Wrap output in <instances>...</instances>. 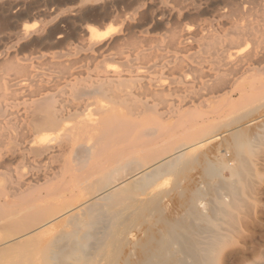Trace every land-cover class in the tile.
<instances>
[{
	"label": "bare ground",
	"instance_id": "bare-ground-1",
	"mask_svg": "<svg viewBox=\"0 0 264 264\" xmlns=\"http://www.w3.org/2000/svg\"><path fill=\"white\" fill-rule=\"evenodd\" d=\"M92 4L97 23L120 22L86 25L92 51L104 45L121 56L125 35L138 37L122 69L100 61L107 68L70 70L76 60L65 61L68 91L19 61L25 39L48 43L57 31L62 43L64 24L86 20ZM204 13L212 17L181 22ZM257 14L264 20V0H0V264H219L228 232L220 222L238 196L237 180L219 167L246 177L244 152L264 137V94L251 83L264 78V37L249 41ZM245 15L253 21L234 23L236 37L223 43L218 26ZM39 17L49 21L21 25ZM168 24L166 44L149 46L152 30ZM198 37L207 39L210 69L177 56ZM142 138L151 139L132 144ZM67 151L72 160L52 166Z\"/></svg>",
	"mask_w": 264,
	"mask_h": 264
},
{
	"label": "rangeland",
	"instance_id": "rangeland-1",
	"mask_svg": "<svg viewBox=\"0 0 264 264\" xmlns=\"http://www.w3.org/2000/svg\"><path fill=\"white\" fill-rule=\"evenodd\" d=\"M70 5L71 4H69V6ZM89 6H88V8H90V11L88 9L89 12L86 11L84 14L85 16L87 15L86 20H85L86 17L83 18V16H79V17L75 16V18L74 17L70 18L68 23L67 22L65 24L63 23L64 25H66L65 26L66 29L64 28L65 31H67L65 33V35L67 34L68 37L66 36L67 38H65L62 43L55 42V39H56L55 37L58 35V34L57 35L54 34V33H58L56 31V29H53V32L54 31H56V32L53 33V35H55V36L53 37L54 41H52V42L43 43V41L34 42L32 40L25 39L23 44H21V51H19L18 56H17L19 61L20 62H27V63L31 64L32 68H34L38 72L41 71L40 72L41 73L40 78H43L46 80H52L53 82H57L58 87L60 89L64 88V89H67L68 91H71V88L69 86L64 87V83H65L66 79L62 78L65 75V73L63 74V71L65 70L63 68L67 67L66 64L64 65V63H66V62L70 63V62H73L74 60H76V64H75V62H73V66H71L72 65L71 63H70L71 65L69 64L70 70H72V69L75 70V69L80 68V67H82L84 69L93 70V69H97V67L103 66L104 63L109 66L108 69H110L111 67L112 68L123 67L122 63L124 62V60H126L127 57H129L131 59L134 58L133 54L130 53V50H131L132 45H134L132 43H134V41L138 40L137 39L138 37L137 36L133 37V36H131V34H128V33L125 35V40L122 41L121 48H123L127 52L123 53L121 56H120V54H117V52H116L117 49H115V48L114 49H112V48L107 49V47H105L104 45L103 46L100 45L97 47V49L92 51L88 46L90 36H89V33L87 34V30L85 28H87V26H90V24H92L93 27L103 30V29L107 28L109 25L112 27H120V22L116 21V20H108V21L107 20L106 21L100 20L99 23H97L98 21H96L95 19L96 18L98 20L100 19V17H98V14H97L98 11L96 12L95 10H92V9H96L97 7L99 8V5L98 4H92ZM120 8L126 9V4H120L119 9ZM248 9H249V7H248ZM248 9H246V10L248 11ZM92 11H93V14H91ZM246 16L247 15H245L242 18L237 17L238 19H235V20L230 19V20H228L227 23H226V21H224L225 23L223 25L218 26V34L221 36L223 43L229 44L231 37H236L234 35V29H233L234 23L240 22L242 20L244 23H246V25H248V22L253 21V20L256 21L254 23V25H258V23L260 24L259 25L260 30L259 31L257 30L255 32L253 31L252 35L249 38V41L251 43H253L257 40L259 42L261 40L260 38L264 37V20H262L260 15L257 14L255 16H253V18H252L253 20L249 19V21L246 19L247 18ZM211 17L212 16L210 14L204 13L202 16H200V20L196 19V21H194L195 18H191L189 16V17H184L185 19L183 18L181 20V22L183 24H186V23L193 24L195 22H198V21L201 22V21L208 19V18H211ZM76 18L81 19V21L80 20L78 21ZM250 18H251V16H250ZM27 20H25V18H23V21H25V22L23 23L21 20V25L22 26L26 25V26H31V27L32 26H43L46 24L47 20L49 21V18H46V20H45V18L39 17L37 19H27ZM115 21L117 22V24ZM101 22H102V25H101ZM110 22H112V24H114V25H119V26H113L110 24ZM243 22H241L242 25L244 24ZM78 24H80L79 26H81V27H77ZM83 24H84V26H83ZM67 25L70 28H68ZM82 27H84V28H82ZM171 27H172V24H168L165 26V28H164V26H162L163 29L160 27V28H157L155 30H152L153 34L151 36H153V37L151 40L148 41V45L154 46L158 43L157 41H164V43L166 44V42L168 41V35L170 34L169 29ZM78 28H80V29H78ZM229 28L232 29L231 30L232 32L230 31ZM261 28H263V29H261ZM160 29H162V31ZM75 33L77 35H75ZM128 35H130V36L128 37ZM137 35H140V34L138 33ZM128 38H130V40ZM110 41H111L110 37H108L106 40L103 41V43H109ZM28 42H30V43H28ZM41 42H42V44H41ZM205 42L207 43V39L201 40V38L198 37L196 41L192 42V47L190 48L189 51L178 52L177 56L184 58V60L186 59L185 60L186 63H191V64L195 65L196 67L201 66V64L203 63L202 65L206 69H210V67L212 66V64L210 62L211 56L209 55L208 52H205V47H204L206 45V44H204ZM37 43H39V44H37ZM64 44H65V46H64ZM45 45H46V47H45ZM47 45L50 46L49 48H51L52 45L53 46L51 49H48ZM61 45H63V46H61ZM34 46L37 47V49H34L35 48ZM26 47H28V50L26 49ZM23 48L25 50H23V52H22ZM44 48H46L48 50H46ZM80 48H82V49H80ZM29 50H30V52H29ZM58 52L63 54V56L62 57L56 56V55H58ZM42 54L43 55L45 54L47 56L44 58L37 57V56H41ZM93 55H94V57H93ZM196 55H198V57ZM191 57H193L194 59H192ZM27 58L28 59L30 58L31 60H28ZM32 58H34V59H32ZM48 58H50V59H48ZM23 59H25V60L23 61ZM77 59H78V61H77ZM105 59H107L109 62L105 61ZM46 61H47V63H46ZM100 61L101 62L104 61V62H102L103 63L102 65L100 64L101 63ZM112 61H116V62L111 63ZM198 61H201V63H199ZM49 62H50V64H49ZM58 62H59V64H63V65L58 66ZM131 62L132 61H130V63ZM135 62H136V60H134L132 63H135ZM120 63H121V65H120ZM37 65H38V67H37ZM50 65H51V67H50ZM84 65H85V67H84ZM98 65H100V66H98ZM34 66H36V67H34ZM105 66H103V67H105ZM261 66H264V60L261 64ZM59 67H61V68H59ZM55 68H57V69H55ZM106 68H107V66H106ZM116 68L111 69V70H116ZM119 68H118V70H119ZM189 73L190 74L192 73L191 75L193 76L192 77L190 75L189 79H193L197 74L196 71L192 68H191ZM54 76H55V79H54ZM167 76L172 77V75H170V74H167ZM257 76L259 79L254 78L253 82H251V83H255L254 85L257 86L256 90H255L256 92L250 91L249 92L250 95L252 92H255L257 94V93H259V91L264 94V91H262V90H264V88H263L264 84H262V83H264V78H260L259 75H257ZM58 81H60V82H58ZM257 88H259V89H257ZM182 89L184 90L185 88H182ZM183 93L184 92H180L179 94H183ZM255 93H254V95H256ZM258 95L262 96L261 93ZM66 96H69V94H67ZM237 96L238 95L235 96V99L238 103L241 104V100L238 101ZM263 100H260V101H263ZM260 101L256 105L264 104V101L261 102L262 104H260ZM243 102H244V100H243ZM240 104H238L239 107H241L242 105L245 106L244 103L242 105H240ZM249 104L252 105V102L251 103L249 102ZM249 104L246 103V106L247 105L250 106ZM213 106H215V107L219 106L220 107L221 105L218 103H215V104H213ZM263 106L264 105H262V107ZM262 107H261L262 110H260L261 112L264 109V107L263 108ZM262 120H263V122H262ZM260 122H262V123H260ZM260 122L258 121L255 124V126L258 125V123H260V126H261V124L263 126L264 116H263V119H262V117L260 118ZM181 123H183V121H181ZM255 126L252 125V127H254L253 131L255 130ZM172 134L173 133H170V135H168V137H166V138L171 139L172 137H174ZM147 139H151V138H142V140H140L138 142L134 141L132 144H135V146H136V144H140V143L142 144L143 141L145 142V140H147ZM168 139H165V140H168ZM172 140H173V138H172ZM259 144H260V146H259ZM259 144L255 143L253 146L250 147L249 150L244 152L245 155L248 154V156L247 157L244 156V158L246 161L249 162V164L245 163V164H247L246 165L247 168L245 166H242L245 168H242V169L239 168V169L241 172L243 170V172H242L243 174H246V177L242 176L245 180L243 178H241V176H239V175H236V174L232 175L230 168H228V167L225 168L222 166L219 167L220 171L222 172L223 176H225V178L228 177L230 180L234 181L233 177H235V182L237 180L236 183H238V185L241 186V187L238 186L234 182L237 185L236 188L238 189V196L236 195L237 197L236 196L235 197H236V200L240 197L239 198L240 201L234 200L235 199V198H233L234 196L230 197V199H231L230 208L232 209V210L230 209V215H231L230 219L229 220H223V222L222 221L220 222L221 227H223L224 231H228V232H225L226 241L224 242L223 247H222V249H223L222 250L223 252L221 251L222 255L220 254L219 255L220 257H218V261L220 260L219 264H264V137L262 138V141ZM142 145L145 146V144H142ZM68 152L69 151L65 152L60 157L57 156L58 158L55 157L56 159L54 158L51 161L52 166L58 167V166L63 165V163H65V161L68 162L69 159L72 160V157L70 154L71 152L69 154H66ZM111 152H113V151H111ZM103 154L108 155V152H106V153L104 152ZM65 155L67 157H65ZM64 157H65V160L63 159ZM115 158L116 157L114 156L113 158H111V160L108 163H106L107 165L106 164H104V165H106L108 168H110L112 166V164L114 165V162H115L114 160H116ZM110 162H112V163L109 165ZM15 163L16 162H14V163L11 162V166L14 168L17 165ZM233 163H235V162L233 161ZM72 164L74 165L73 162H72ZM72 164H70V162L67 163V165H72ZM104 165L101 166L99 169H101V170L108 169L106 166L104 167ZM236 165H237V163H235V166ZM91 166H92V164H91ZM237 166L239 167V164ZM70 167H72V166H70ZM89 167L85 168L83 172L88 170ZM102 167L105 169H103ZM242 173H240V175ZM236 176L240 177L239 178L240 180H238V178ZM241 179H243V180H241ZM54 181H52V182H54ZM232 181H230V182H232ZM52 182H51V184H50V182L47 183V184H49L48 186L50 188H51L50 185H53L54 188H55V185H56V187L58 186L57 181L54 182V184H52ZM45 184L42 187L44 189L45 188L47 189L48 186H46L47 184L46 185ZM53 186H52V188H53ZM31 193L32 192H29L28 195ZM26 195H27V193H26ZM238 202H239V204L237 205ZM232 204H236V206H233L235 208L232 207ZM224 231L222 230V232H224ZM1 236H2V232L0 230V237Z\"/></svg>",
	"mask_w": 264,
	"mask_h": 264
}]
</instances>
